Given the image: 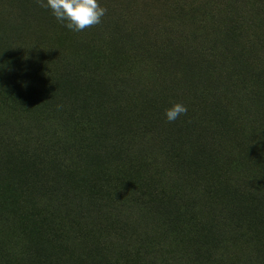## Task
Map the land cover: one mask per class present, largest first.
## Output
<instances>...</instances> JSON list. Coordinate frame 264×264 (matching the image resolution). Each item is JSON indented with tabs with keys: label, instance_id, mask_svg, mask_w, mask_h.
<instances>
[{
	"label": "rangeland",
	"instance_id": "rangeland-1",
	"mask_svg": "<svg viewBox=\"0 0 264 264\" xmlns=\"http://www.w3.org/2000/svg\"><path fill=\"white\" fill-rule=\"evenodd\" d=\"M99 2L106 9L101 22L77 32L38 0H0V264H40L52 254L45 246L64 245L67 250H55L67 254L68 242L79 234L91 243L83 264H264V0ZM158 41L180 50L179 63L195 58L197 92L205 89L204 99L211 104L189 139L203 133L208 141L185 149L188 164L183 168L205 184L199 182L196 189L199 208L181 207L183 212L176 213L180 230L172 237L177 243L169 242L162 223L127 213L128 220L120 213L131 235L158 233L143 250L118 254L109 248L96 256L93 245L112 247L110 239L103 240L112 235L93 228L120 225L95 213L76 224L78 214L70 211L79 201L75 194L89 192L92 175L98 173L99 167L90 173L88 167L100 146L95 137L99 129L117 137L121 126L125 137L136 138L138 127H132L137 119L129 126L120 119L103 120L98 112L102 101L95 104L84 95V89H92L91 78L112 77L102 71L107 67L103 62L113 70L121 66L140 74L143 80L133 85L142 98L149 94V111L157 115L156 130L163 139H186L179 125L204 107L200 100L203 107L187 108L174 122L166 120L165 107L151 95L163 86L164 70L156 62L164 56L155 58L153 50ZM240 70L251 80V105L246 114L233 117L231 86ZM184 87L186 99L187 82ZM93 92L100 99L103 88ZM177 94L165 105L182 101ZM70 107L78 111L72 117L63 113ZM64 155L69 163L61 165ZM200 186L208 193H200ZM107 190L115 195L108 204L113 205L128 195L131 185L114 178L106 185L101 179L93 193ZM149 192L154 190L146 183L141 198L147 199Z\"/></svg>",
	"mask_w": 264,
	"mask_h": 264
},
{
	"label": "trees",
	"instance_id": "trees-1",
	"mask_svg": "<svg viewBox=\"0 0 264 264\" xmlns=\"http://www.w3.org/2000/svg\"><path fill=\"white\" fill-rule=\"evenodd\" d=\"M171 35L173 36V34L170 33L169 38H172ZM162 43V41H158V44L155 45V49L153 50L156 51L154 55L155 58L158 57L162 60L164 56V60H162L161 63L156 62L160 70H164V76L161 75L163 86L160 92H155L151 95H156L155 97L160 99L159 102L162 103L165 110L175 104L165 105V102L168 101L170 103L173 96L177 93V95H183V100L176 103L183 104L185 99L184 86L187 82V87L191 88L194 92H190L189 88L186 89V94L188 95L184 103L186 108L194 110L198 106L200 108L203 107V105H200L201 103H198L200 100H202L204 104L203 110L199 112L198 116H196L198 109L191 111L193 117L188 118L185 123L182 122L183 124L179 125L188 134L186 139L180 140L181 138L179 137L178 142H176L169 137L163 139V137L160 136V133L156 130L157 115L153 113V111H149L150 101H146L149 94L143 93L145 99L142 98L136 91L137 87L133 85L134 83L136 85L137 81L143 80L140 74L137 75L132 71L122 70L121 66L119 71L118 69L113 70L103 62L102 66L107 67L102 69V71H105L112 77L106 75L105 78L101 77V81L91 78L92 89L88 87V89L83 90L86 91L84 95L87 97L89 96V99L95 104L102 101L103 109L98 108V112L100 115L104 116L103 120L108 118L113 121L120 119L124 123H128L129 126V123L137 119L135 123L132 124V127L133 129L138 127L137 130H134V136H136V138H130L129 136L125 137L126 134L123 133V128L121 126L116 129L117 137L110 136L109 130L108 132L102 128L99 129L100 131L97 132L98 136L95 135V137L97 138V142L100 143V146L99 149H96L94 156H91L93 159L90 158L91 164L90 167H88V170L95 166L99 167L96 169L98 173L94 174V176L92 175L89 192L87 191V193H85L84 191H79V195L75 194L79 201L76 203L77 207H73L70 211L78 214V217L74 219L76 224L88 220L90 216L95 213L99 217L102 214H106L107 217H111L116 224L120 225L119 227L114 226L112 230L109 229L108 225L102 228H93L96 232L109 231L108 234H110V237L112 235L111 238L108 237L103 239L104 242L110 239V245L112 247L104 246L103 244L99 246L93 245L92 250H95L96 256L109 248L111 250L114 249L118 254L123 252L133 253L134 251H139V249L143 250L150 243V240H152V235L158 233V231L152 230L151 232L153 234H149L150 236H144L143 234L137 236L131 235L132 230L129 229L128 224L122 220L121 215L126 219H128L127 213L131 218L137 217L142 219L144 216H147L153 224L162 223L164 225L162 229L166 231V238L170 240L169 242L173 243L174 240V242L177 243L178 239L172 237V234L175 233L174 235H177L180 230L178 226L179 217H176V213L183 212L181 207L185 208L184 211H195L199 208V205H196V189L199 186V182L202 186H205V184L203 181H200L199 178L192 177L189 172L183 168L188 164L186 162L185 149L186 146L192 148L195 145L197 147L199 142L208 141L203 133H199V138L196 137L193 142H190L189 139L190 136H195L193 129L203 124L201 121L202 116L211 109V104L204 99L205 89L198 91L200 95L197 92V79L194 77V68L196 66L195 58L193 56L190 58V56L186 62L179 63L180 50L178 49V51L175 52L176 49H172L169 42ZM148 52L149 51H143V56H148ZM248 62L249 59H247L246 64ZM116 64H118L117 61ZM95 66L98 68L101 67V65L99 66L97 64H95ZM177 66L179 70H176ZM73 70L81 69L73 67ZM144 74H146V72ZM178 78H181L180 82ZM250 81L251 80L246 78L240 70V73L238 72V79L232 83L231 95L233 103L231 101L230 106H232V108L234 107V112L231 114L233 117H237V113L239 115L243 113L246 114V107H250L251 105L250 96L252 90L250 88ZM121 85L122 88H120ZM100 87L103 88V92L102 97L98 99L95 97L93 90ZM137 98L140 101L139 103H137ZM132 99L134 102L131 101ZM70 110L71 107L69 110L65 108L63 113H67L68 117H72L78 112L74 109ZM165 110L162 112L165 113ZM74 123L75 122H73V124ZM120 124L122 125V123ZM189 126L191 130L187 128ZM189 133L191 134L189 135ZM89 145L90 143L88 141H85L83 144L84 147H88ZM61 151L64 153L68 151V149ZM63 162L65 164L69 163L65 155L59 164L62 165ZM105 169L110 171L112 177L109 176ZM91 171L92 170H90L89 173ZM83 176L88 182L89 174ZM112 178L115 180L120 179L122 184H130L131 190H129L128 195L123 199H116L115 203L117 202V204L108 205L109 203L112 204V201L115 199V195L112 191H102L99 195L97 192L93 193V190L98 187V183L101 179H103L106 185H109V183H112ZM146 183H149L154 193L149 192L148 198L143 199L140 194L145 192ZM81 187L82 180L81 183H79V188L81 189ZM199 190L200 193H208L206 187L200 186ZM141 226L143 227V231H145L144 224ZM76 227L77 225H72L71 229H75ZM113 230L115 231L112 232ZM84 239H86V237L79 234L73 238V240H70L68 242V255L66 252L61 254L56 252L57 249L62 250L59 248L67 250L64 245L60 247L45 246L44 251H52V254L44 258L40 264H83L82 258L86 256L87 250L91 252V243L88 240L86 242ZM80 244L86 246H80ZM141 253L143 252L141 251ZM98 261L99 260H93V262ZM111 264L117 263L111 262Z\"/></svg>",
	"mask_w": 264,
	"mask_h": 264
},
{
	"label": "clouds",
	"instance_id": "clouds-1",
	"mask_svg": "<svg viewBox=\"0 0 264 264\" xmlns=\"http://www.w3.org/2000/svg\"><path fill=\"white\" fill-rule=\"evenodd\" d=\"M38 2L42 7L50 9L64 27L77 32L99 24L106 12L99 0H38ZM186 113V106L175 103L165 110L164 115L171 123Z\"/></svg>",
	"mask_w": 264,
	"mask_h": 264
}]
</instances>
